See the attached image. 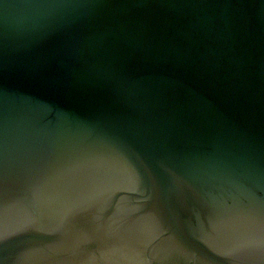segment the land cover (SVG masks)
<instances>
[{
    "label": "water",
    "instance_id": "water-1",
    "mask_svg": "<svg viewBox=\"0 0 264 264\" xmlns=\"http://www.w3.org/2000/svg\"><path fill=\"white\" fill-rule=\"evenodd\" d=\"M0 264H264V0H0Z\"/></svg>",
    "mask_w": 264,
    "mask_h": 264
}]
</instances>
